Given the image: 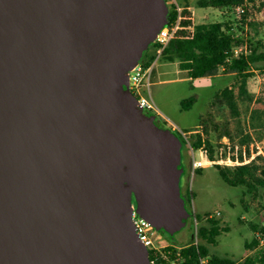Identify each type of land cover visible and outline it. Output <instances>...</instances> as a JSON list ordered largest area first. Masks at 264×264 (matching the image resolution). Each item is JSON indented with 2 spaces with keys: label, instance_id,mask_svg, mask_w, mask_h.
<instances>
[{
  "label": "water",
  "instance_id": "obj_1",
  "mask_svg": "<svg viewBox=\"0 0 264 264\" xmlns=\"http://www.w3.org/2000/svg\"><path fill=\"white\" fill-rule=\"evenodd\" d=\"M166 0H0V264H150L138 213L191 216L183 143L144 115L129 71Z\"/></svg>",
  "mask_w": 264,
  "mask_h": 264
},
{
  "label": "trees",
  "instance_id": "obj_2",
  "mask_svg": "<svg viewBox=\"0 0 264 264\" xmlns=\"http://www.w3.org/2000/svg\"><path fill=\"white\" fill-rule=\"evenodd\" d=\"M247 2L248 0H199L200 7H214L229 13L227 19L209 23H197L194 10L189 3L182 4L180 12L175 6L172 10L169 8L168 23H176L178 17L180 19L161 59L178 63L180 70L187 73L191 82L201 79L216 80L222 76L233 79L232 85L214 94L207 111L198 118V128L190 132L188 141L175 133L182 141L183 148H187L188 143L196 150L205 146L211 160L218 157L223 146L221 141L225 137L233 142L238 139L236 144L238 143L241 148L244 146L249 148L254 139L252 131L256 133L259 141H264V109L251 108L256 94L249 90L250 79L256 77L258 73L264 74V49H260L264 48V44L258 41L257 44L251 45L253 46L251 50L244 51L242 36L239 34L244 29L237 25L245 24L244 9ZM237 11L243 15V20L231 18L230 14ZM247 25L254 24L251 22ZM156 49V44L152 43L145 51L141 60L145 66H151L156 59ZM196 102L195 95L185 98L181 101V109L190 110ZM150 112L159 116L154 110ZM161 119L168 125L166 120ZM164 124L161 128L167 129ZM167 130L175 132L172 128ZM214 166L228 185L243 188L244 194H255L264 198V156L245 165ZM209 215L206 214L202 219L206 224L199 230V236L205 240L204 244L179 245L173 242V237L169 233L161 230L160 232L172 237H169L172 245L160 250L150 249L148 256L150 264L156 262L171 264L174 260L180 264H201L203 258L207 259L206 264H264V222L250 223L253 231L257 233L251 244H248L254 252L243 261H235L230 257L211 254L209 244H217V237L221 234L222 228L219 218H209ZM190 217L193 221L196 219L199 221L195 213H191Z\"/></svg>",
  "mask_w": 264,
  "mask_h": 264
},
{
  "label": "rangeland",
  "instance_id": "obj_3",
  "mask_svg": "<svg viewBox=\"0 0 264 264\" xmlns=\"http://www.w3.org/2000/svg\"><path fill=\"white\" fill-rule=\"evenodd\" d=\"M176 1L180 6L185 3L190 4L196 15L197 23L222 21L228 18L229 13L227 11L214 7H200L199 0ZM167 4L172 10L173 0H167ZM245 9V24H237L244 29L239 32L242 36L244 51L251 50L250 48H253L251 45L257 44L258 41L264 44V0H248ZM239 12L231 13V18L243 20V15ZM251 22L254 24L253 26L247 25ZM260 49L263 50L264 48L260 47ZM152 66H154L155 71L151 79L152 85L146 94L157 109L158 117L168 122V125H165L162 121L167 129L172 128L173 130L174 125H176L185 131L193 132L198 128L199 116L207 111L214 94L233 83V79L226 76L216 80L201 79L191 82L187 73L180 70L178 63L166 62L158 56H156ZM249 90L256 94L251 108L264 109V74L258 73L256 77L250 79ZM194 95L197 97V102L193 108L182 110L181 101ZM251 134L254 137L251 143L259 141L258 137L256 138V133L252 131ZM228 140L229 145L221 141L223 146L220 148L217 158L231 157L235 159L237 156L240 158L246 153L244 147L241 148L238 143L236 144L238 139L236 142ZM190 159L189 148L184 147L183 166L187 170H189ZM182 189L188 211L190 214L195 213L199 221L196 223L190 219L189 223L173 238L169 234L159 231L158 239L165 240L166 244L169 245H172L169 237L179 245L204 244L205 240L199 236V230L206 224L205 221L202 222V219L206 214L216 215L220 212L221 214L216 217L219 218L222 230L217 237V244H209L211 254L230 257L235 261H243L253 254L254 249L248 247V244H251L257 233L253 231L250 223L264 222L263 197L255 196V194H244L243 188H234L228 185L220 177L218 169L214 165H207L200 169L192 182H189L187 177ZM165 242L160 244H165Z\"/></svg>",
  "mask_w": 264,
  "mask_h": 264
},
{
  "label": "built area",
  "instance_id": "obj_4",
  "mask_svg": "<svg viewBox=\"0 0 264 264\" xmlns=\"http://www.w3.org/2000/svg\"><path fill=\"white\" fill-rule=\"evenodd\" d=\"M174 6L178 12H180L181 8L179 3L176 0H173ZM179 17L176 23L171 22L167 23L165 27L159 32L157 35L155 41L153 43L156 44L157 49L156 53L158 58H161V55L164 51V49L168 46L169 42L174 36V33L178 27L179 24ZM155 68L154 66H145V63L140 61L131 71H129V90L137 97L138 100V106L143 111H156L154 105L150 102L147 92H149L150 87L152 85L151 79L153 76ZM173 131L179 132L187 141L190 137V132H186L185 130L181 129L180 127L174 125ZM228 141V142H227ZM222 143H228V138H225ZM188 148L190 152V166L188 170V180L189 182H192L195 178L198 171L202 168H204L207 165H221V166H240L249 164L251 161L255 160L256 158L260 156H264V141H255L252 142L249 146H244V149H246V153L240 156V158L237 156L235 159H232L231 157L228 158H216L215 160H211L209 157V151L208 149L203 146L200 149H194L190 143H188ZM248 150V152H247ZM133 212H132V221L135 225L136 233L140 239V241L150 250H160L162 248L168 247L169 244H166L165 240L158 239L159 230H157L147 219L142 217L136 208V204L134 203L133 206ZM221 213L218 212L216 215L210 214L209 218H214L216 216H219ZM196 223H198V220H194ZM264 225V223H263ZM165 242V244H160ZM207 259L203 258L201 260V264H206ZM154 264H162V263H154ZM171 264H180L177 260H174L171 262Z\"/></svg>",
  "mask_w": 264,
  "mask_h": 264
},
{
  "label": "flooded vegetation",
  "instance_id": "obj_5",
  "mask_svg": "<svg viewBox=\"0 0 264 264\" xmlns=\"http://www.w3.org/2000/svg\"><path fill=\"white\" fill-rule=\"evenodd\" d=\"M144 112V115H146V116H149V117H151V116H153V115H155V114H153V113H151V112H149V111H143ZM156 117H155V119H154V122L156 123V125L158 126V127H162L163 126V124H162V119H160L157 115H155ZM185 168V172H184V174H183V176H182V179H181V186H183V183H185V181H187V175H188V170L186 169V167H184ZM182 192H183V189H182ZM190 219H191V217H189L187 220H186V224H188L189 223V221H190Z\"/></svg>",
  "mask_w": 264,
  "mask_h": 264
},
{
  "label": "crops",
  "instance_id": "obj_6",
  "mask_svg": "<svg viewBox=\"0 0 264 264\" xmlns=\"http://www.w3.org/2000/svg\"><path fill=\"white\" fill-rule=\"evenodd\" d=\"M155 71V70H154ZM153 74H154V72H153Z\"/></svg>",
  "mask_w": 264,
  "mask_h": 264
}]
</instances>
